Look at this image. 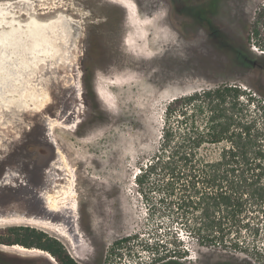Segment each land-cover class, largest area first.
Listing matches in <instances>:
<instances>
[{
	"label": "rangeland",
	"instance_id": "374dc122",
	"mask_svg": "<svg viewBox=\"0 0 264 264\" xmlns=\"http://www.w3.org/2000/svg\"><path fill=\"white\" fill-rule=\"evenodd\" d=\"M8 1L15 0L0 3ZM124 1L136 9L132 18L127 7L112 0H36L38 6L65 3L37 16L47 21L59 13L74 17L76 40L65 39L57 56L27 49L22 42L16 49L0 47V78L10 75L9 84H0V215H43L35 204L52 190L29 181L30 157L46 148L48 161L38 168L49 172L55 162L62 165L55 151L61 150L67 165L62 175H72L74 216L86 244L78 253L85 258L73 257L69 240L47 228H0L42 230L80 264H262L249 251L200 245L185 233L179 234L177 247L187 256L152 262L143 243L160 238L174 248L166 232L179 225L147 216L134 174L157 148L164 109L177 96L238 85L245 105L237 115L254 119L264 133V52L257 45L264 44V0ZM18 6L9 14L2 9L6 16L0 30H10L11 21L23 27L28 22L29 13ZM37 88L48 93L49 102L39 110L28 103L18 119L8 100H24ZM53 120L64 126L51 127ZM45 136L50 140L45 142ZM67 178L57 181L67 185ZM259 227L246 240L264 251V225ZM0 264L54 263L43 255L0 248Z\"/></svg>",
	"mask_w": 264,
	"mask_h": 264
},
{
	"label": "trees",
	"instance_id": "16d2710c",
	"mask_svg": "<svg viewBox=\"0 0 264 264\" xmlns=\"http://www.w3.org/2000/svg\"><path fill=\"white\" fill-rule=\"evenodd\" d=\"M243 94L238 85L226 84L166 104L157 148L134 174L147 216L179 225L180 232H166L174 248L160 238L143 243L152 262L187 256L177 247L185 233L200 245L249 251L264 264L263 249L246 240L264 225V133L254 119L237 115ZM0 244L42 249L57 264H80L59 239L34 227L0 228Z\"/></svg>",
	"mask_w": 264,
	"mask_h": 264
},
{
	"label": "bare ground",
	"instance_id": "6f19581e",
	"mask_svg": "<svg viewBox=\"0 0 264 264\" xmlns=\"http://www.w3.org/2000/svg\"><path fill=\"white\" fill-rule=\"evenodd\" d=\"M35 1L36 0H15L11 2L8 1L6 2V4L0 3V16H3L0 18V23H2L3 18L6 16L4 14H1L4 11L2 9H5L3 13L9 14L10 12L8 11L10 10V7L11 8L17 7L18 5H20V3H21L20 9L25 10V12L29 13L30 15V18L28 22L24 24V27L20 26V23L17 21L15 22L11 21L10 30H4V29L0 30V47L12 46L16 49L17 45H20V42H22L24 44L30 45V46L22 45L27 49L30 50L35 49L36 52L40 51L43 53L49 52L51 50V56H54V52H55V56H57L58 51L63 50V47L66 44L65 39L74 42L78 37L77 20L74 17L68 16L63 13L57 14L56 18L50 19L49 21L40 20L37 16L38 13H47L48 12L46 10L47 8H50L51 10L50 12H55L57 10L63 9V5L66 4L63 2H58V3L51 2V6H45V5L38 6V4ZM38 1L40 2L42 0H38ZM112 1L119 3L123 7H127V9L129 10L130 18L136 15V9L135 7H133V4L130 5L128 3H125L124 0H112ZM158 20L156 23H158ZM16 22L18 26L14 25L16 24ZM52 39L54 43L50 44V40ZM38 60L40 59L38 58ZM9 76L10 75H8L7 77L0 78V84H9L8 83ZM28 93H29V97L24 100L23 99L19 100L15 98H10L8 100L7 105L11 107L10 108V110L12 111L11 113L17 115L18 119L20 118L19 113H22L24 109L27 110L30 108L28 107V103L32 104L33 107L36 108V110H39L44 108L45 105L49 102L48 93L42 92L40 90L38 91V88L33 91H28ZM55 124L64 126L63 124L56 122L55 120L50 122L51 127ZM1 139L3 140V137H1ZM48 139L49 136H45V142H47ZM50 143L52 144V142ZM55 151L58 154L62 165H58V162H55L54 164L50 165L51 168L49 172L43 171L40 168H38L43 164L45 165L46 162L48 161L46 156L49 154L46 148H43L41 150V156L39 155L38 157H30L32 158L31 160L32 166L29 167L30 168L29 176L31 177L29 181L32 183L33 186H36L37 183L41 184L43 182L42 184L43 186L45 185L48 186L47 191L49 189L52 190L51 193L49 192L44 193L42 197L43 201L39 203L40 205L35 204L36 206L38 205L40 207L42 212L41 214L43 215H33V214L26 215L23 213L2 214L0 215V226L7 224H31L34 226L47 228L65 237V239L69 240L71 245H73L72 249H75V251L71 252L73 257L85 258L84 256L78 253V249L83 250L84 248H86V244L84 243L85 240L82 237L81 233L77 230L76 219L74 216L75 192L73 191L74 189L72 188V184H73L72 175L69 172L66 173L68 178L62 175L63 173L62 170L64 168L66 169L67 167L65 162L66 159L63 153L61 152V150L56 149ZM29 159H25V163H28ZM52 168L55 169L56 171L52 170ZM66 178L67 181L65 182H67V185L57 181V180L60 181L63 180L64 182V179ZM33 186L32 188H34ZM70 199L73 201V203L68 202V200ZM56 218L63 219L62 222H67V224L58 221L56 222L55 221ZM0 248L2 250H11V251H16L18 253L27 252V253L43 255L54 264H57L50 253L39 248H27L19 244H14V245L0 244Z\"/></svg>",
	"mask_w": 264,
	"mask_h": 264
},
{
	"label": "built area",
	"instance_id": "2783aa9c",
	"mask_svg": "<svg viewBox=\"0 0 264 264\" xmlns=\"http://www.w3.org/2000/svg\"><path fill=\"white\" fill-rule=\"evenodd\" d=\"M253 40V43H252V48H254L255 50H257V46H256V44H255V40L254 39H252ZM262 52H264V50H261Z\"/></svg>",
	"mask_w": 264,
	"mask_h": 264
}]
</instances>
